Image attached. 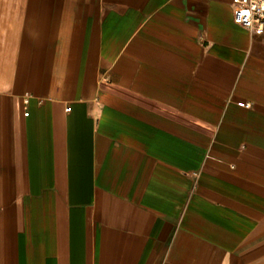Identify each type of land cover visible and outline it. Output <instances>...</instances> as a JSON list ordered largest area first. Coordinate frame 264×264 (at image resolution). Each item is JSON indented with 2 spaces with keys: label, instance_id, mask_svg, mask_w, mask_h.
<instances>
[{
  "label": "crops",
  "instance_id": "1",
  "mask_svg": "<svg viewBox=\"0 0 264 264\" xmlns=\"http://www.w3.org/2000/svg\"><path fill=\"white\" fill-rule=\"evenodd\" d=\"M0 264H264L233 0H0Z\"/></svg>",
  "mask_w": 264,
  "mask_h": 264
},
{
  "label": "built area",
  "instance_id": "2",
  "mask_svg": "<svg viewBox=\"0 0 264 264\" xmlns=\"http://www.w3.org/2000/svg\"><path fill=\"white\" fill-rule=\"evenodd\" d=\"M234 21L253 34L264 32V0H233Z\"/></svg>",
  "mask_w": 264,
  "mask_h": 264
}]
</instances>
